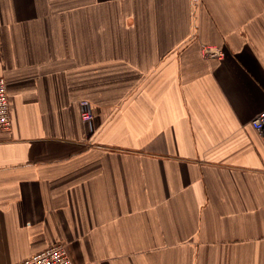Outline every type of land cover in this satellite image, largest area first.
<instances>
[{
	"label": "crops",
	"instance_id": "1",
	"mask_svg": "<svg viewBox=\"0 0 264 264\" xmlns=\"http://www.w3.org/2000/svg\"><path fill=\"white\" fill-rule=\"evenodd\" d=\"M0 43V264H264V0H0Z\"/></svg>",
	"mask_w": 264,
	"mask_h": 264
},
{
	"label": "built area",
	"instance_id": "2",
	"mask_svg": "<svg viewBox=\"0 0 264 264\" xmlns=\"http://www.w3.org/2000/svg\"><path fill=\"white\" fill-rule=\"evenodd\" d=\"M203 55H215L221 57L223 52L216 47L202 45ZM2 58V47L0 43V61ZM80 116L87 129L92 127L93 114L90 112L89 104L86 100L80 101ZM251 127L264 135V110L259 112L250 122ZM11 127L6 81L0 77V134L8 132ZM15 264H75L68 250V245L63 240H57L48 245L43 250L35 252L23 258Z\"/></svg>",
	"mask_w": 264,
	"mask_h": 264
},
{
	"label": "rangeland",
	"instance_id": "3",
	"mask_svg": "<svg viewBox=\"0 0 264 264\" xmlns=\"http://www.w3.org/2000/svg\"><path fill=\"white\" fill-rule=\"evenodd\" d=\"M89 109H90V107H89ZM90 112L92 113L91 109H90Z\"/></svg>",
	"mask_w": 264,
	"mask_h": 264
},
{
	"label": "bare ground",
	"instance_id": "4",
	"mask_svg": "<svg viewBox=\"0 0 264 264\" xmlns=\"http://www.w3.org/2000/svg\"><path fill=\"white\" fill-rule=\"evenodd\" d=\"M89 131V130H88Z\"/></svg>",
	"mask_w": 264,
	"mask_h": 264
}]
</instances>
